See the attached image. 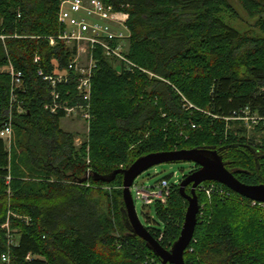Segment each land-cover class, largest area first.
<instances>
[{
    "label": "trees",
    "instance_id": "trees-1",
    "mask_svg": "<svg viewBox=\"0 0 264 264\" xmlns=\"http://www.w3.org/2000/svg\"><path fill=\"white\" fill-rule=\"evenodd\" d=\"M104 1L129 13L126 54L139 68L100 59L88 140L77 148L60 125L66 113L45 108L50 88L34 62L38 56L52 73L75 56L73 46L49 42L63 32L62 0H0V68L21 71L26 88L17 114L11 76L0 72V132L10 116L16 132L10 149L0 137V264H161L130 231L123 177L96 180L151 153L222 149L238 180L264 184V139L257 143L242 122L226 120L247 108L264 116V36L247 37L227 24L221 13L234 12L227 0ZM240 2L264 32V0ZM163 180L170 195L152 205L156 219L147 221L156 226L146 228L171 249L188 202L180 184ZM228 190L230 197L211 199L197 191L202 208L186 264H264V205Z\"/></svg>",
    "mask_w": 264,
    "mask_h": 264
},
{
    "label": "built area",
    "instance_id": "built-area-1",
    "mask_svg": "<svg viewBox=\"0 0 264 264\" xmlns=\"http://www.w3.org/2000/svg\"><path fill=\"white\" fill-rule=\"evenodd\" d=\"M129 17L128 12L116 9L113 4H108L104 0H62L58 10V21L63 27V32L59 36L50 37L49 42L52 46H55L58 41L65 42L73 46L76 53L67 68L57 69L52 73H47L40 65V58L35 57L34 62L38 65V75L50 88L52 102L45 106L47 110L52 114L63 110L66 117L80 114L90 123L93 82L100 66V59L103 57L115 65L123 66L128 71L139 68L130 61L126 54L131 37L128 26ZM140 70L146 72L144 69L140 68ZM8 73L12 84L11 101L15 105L14 109L17 114H21L24 112V106L19 97L26 91L24 74L12 66H9ZM68 84H71L72 88L63 91V87ZM80 99L86 104H82ZM70 102H75V104L69 106ZM226 120H237L246 126L255 127L264 123V116L252 113L247 108ZM192 127L197 128L194 124ZM2 132L6 141H11L14 133L12 116L4 125ZM170 189L171 185L163 180L154 188L140 187L134 183L131 193L134 202L138 200L149 207L158 201L165 203L170 195ZM197 191L205 194L209 199L213 195L221 197L231 195L227 187L216 182L202 183ZM252 202L253 205H264ZM8 227V224L4 226V228ZM10 240V244H14L11 237ZM2 259L5 262L10 260L7 255H3Z\"/></svg>",
    "mask_w": 264,
    "mask_h": 264
},
{
    "label": "water",
    "instance_id": "water-1",
    "mask_svg": "<svg viewBox=\"0 0 264 264\" xmlns=\"http://www.w3.org/2000/svg\"><path fill=\"white\" fill-rule=\"evenodd\" d=\"M221 151L222 149L215 150L202 147L151 153L138 158L128 168L118 169L110 175L100 176L96 180L112 183L118 175H121L123 177L124 214L133 236L145 241L147 248L160 259L161 264H186L185 253L194 239L198 215L201 210L197 195L199 185L206 182H216L248 200L264 204V184L247 185L238 180L235 174L226 167L220 155ZM180 162H192L199 169L193 170L180 182V192L188 202V207L179 238L174 242L171 249H166L152 236L139 219L131 188L136 179L149 169L161 164ZM189 186H191L190 194L186 192V188Z\"/></svg>",
    "mask_w": 264,
    "mask_h": 264
},
{
    "label": "rangeland",
    "instance_id": "rangeland-1",
    "mask_svg": "<svg viewBox=\"0 0 264 264\" xmlns=\"http://www.w3.org/2000/svg\"><path fill=\"white\" fill-rule=\"evenodd\" d=\"M227 2L233 7L234 12L228 13L226 11L221 13L222 19L239 30L242 35L247 37H262L264 36V32L259 29L257 26L256 16H251L249 12L244 8L243 4L240 0H227ZM1 25V20H0ZM0 71H4V68H0ZM62 129L68 131L75 136V145L77 148L81 147L88 140V132L90 123L84 119V117L80 114L64 119L60 123ZM247 131L251 137L255 136L256 142L261 143L262 139H264V131L256 132L255 127L246 126ZM16 133V132H15ZM13 133L11 141L7 142L8 148L14 144L16 140V134ZM195 168V164L192 162H180V163H166L155 166L141 176H139L135 184L140 187L145 188H154L157 186L159 182L163 179L169 178L171 182L177 181L181 182L184 177L189 175ZM135 193V192H134ZM136 212L139 216V219L144 224L145 227L156 225L154 223H149L147 221L148 218L155 220V211L153 206H145L141 201L136 200L135 202ZM10 233V226L7 228ZM16 232V231H15ZM14 232V233H15ZM15 234L11 235V239L15 240Z\"/></svg>",
    "mask_w": 264,
    "mask_h": 264
},
{
    "label": "crops",
    "instance_id": "crops-1",
    "mask_svg": "<svg viewBox=\"0 0 264 264\" xmlns=\"http://www.w3.org/2000/svg\"><path fill=\"white\" fill-rule=\"evenodd\" d=\"M8 71H9V67H4V71L3 72H8ZM0 72H2V71H0ZM67 118H69V117H65L62 120L67 119ZM0 137L3 138L6 141V138H5V135L3 134V132H0Z\"/></svg>",
    "mask_w": 264,
    "mask_h": 264
},
{
    "label": "flooded vegetation",
    "instance_id": "flooded-vegetation-1",
    "mask_svg": "<svg viewBox=\"0 0 264 264\" xmlns=\"http://www.w3.org/2000/svg\"><path fill=\"white\" fill-rule=\"evenodd\" d=\"M197 169H199V167L198 166H195L194 170H197Z\"/></svg>",
    "mask_w": 264,
    "mask_h": 264
}]
</instances>
